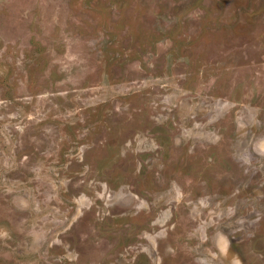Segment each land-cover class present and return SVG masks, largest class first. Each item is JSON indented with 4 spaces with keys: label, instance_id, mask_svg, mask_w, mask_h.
Returning a JSON list of instances; mask_svg holds the SVG:
<instances>
[{
    "label": "rangeland",
    "instance_id": "obj_1",
    "mask_svg": "<svg viewBox=\"0 0 264 264\" xmlns=\"http://www.w3.org/2000/svg\"><path fill=\"white\" fill-rule=\"evenodd\" d=\"M0 264H264V0H0Z\"/></svg>",
    "mask_w": 264,
    "mask_h": 264
},
{
    "label": "bare ground",
    "instance_id": "obj_2",
    "mask_svg": "<svg viewBox=\"0 0 264 264\" xmlns=\"http://www.w3.org/2000/svg\"><path fill=\"white\" fill-rule=\"evenodd\" d=\"M220 133V132H219Z\"/></svg>",
    "mask_w": 264,
    "mask_h": 264
}]
</instances>
